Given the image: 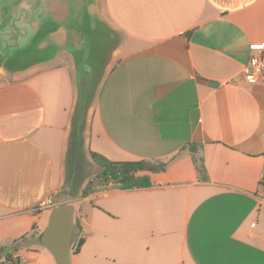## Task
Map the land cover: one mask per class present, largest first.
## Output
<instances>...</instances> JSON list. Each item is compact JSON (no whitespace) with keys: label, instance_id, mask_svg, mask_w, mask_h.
Returning a JSON list of instances; mask_svg holds the SVG:
<instances>
[{"label":"crops","instance_id":"0c3cea01","mask_svg":"<svg viewBox=\"0 0 264 264\" xmlns=\"http://www.w3.org/2000/svg\"><path fill=\"white\" fill-rule=\"evenodd\" d=\"M89 6L117 44L78 111L69 53L14 74L0 69V248L12 253L0 264H55L39 244L50 211L36 208L58 198L83 119L88 155L166 167L149 174V188L80 201L83 244L71 264H264V79L242 76L249 45L264 42V0ZM190 143L206 180L183 150Z\"/></svg>","mask_w":264,"mask_h":264},{"label":"water","instance_id":"95a60500","mask_svg":"<svg viewBox=\"0 0 264 264\" xmlns=\"http://www.w3.org/2000/svg\"><path fill=\"white\" fill-rule=\"evenodd\" d=\"M90 0H0L13 12V25L20 40L33 45L32 63L24 67L3 69L14 74L49 62L61 52L71 55L76 77L86 68L87 103L95 95L103 72L116 46V40L101 19L91 13ZM36 47V48H35ZM44 50L42 54L40 51ZM216 87V83H208ZM77 111L82 99L78 89ZM112 168L109 167L108 171ZM74 208L71 205L51 210L47 226L39 236L40 246L53 257L55 264H71L74 233Z\"/></svg>","mask_w":264,"mask_h":264},{"label":"trees","instance_id":"16d2710c","mask_svg":"<svg viewBox=\"0 0 264 264\" xmlns=\"http://www.w3.org/2000/svg\"><path fill=\"white\" fill-rule=\"evenodd\" d=\"M84 105L85 103H82L81 111L85 109ZM80 117L83 118L82 115L78 114L76 121H78ZM77 129L78 128L76 126V128L72 132L71 137V146H73L74 148L76 147L75 140L77 136ZM198 149L199 146L193 143L186 144L183 147V150H187L189 155L191 156L197 172L200 175V179L206 180L207 178L205 175L202 158L197 156ZM89 156L95 165L102 168V172L96 175L87 183L86 187L82 191L83 197H87L95 192L107 189L135 190L149 188L151 187L149 174L163 172L166 167L165 163L150 162L145 160L136 162L112 163L106 160L104 157L93 152H89ZM109 167L112 168L111 171H108ZM24 240L25 238H22L19 241L15 242V244ZM82 244L83 239L81 237H79L77 242H72L71 252L73 255H77L79 253ZM1 258H4L5 262L12 261V259L9 257V254L7 253V249L5 248H0V259Z\"/></svg>","mask_w":264,"mask_h":264},{"label":"rangeland","instance_id":"374dc122","mask_svg":"<svg viewBox=\"0 0 264 264\" xmlns=\"http://www.w3.org/2000/svg\"><path fill=\"white\" fill-rule=\"evenodd\" d=\"M11 38L14 37V33L10 35ZM116 40V39H115ZM23 44H27V41L21 40ZM117 44V40H116ZM86 68L81 70V74L79 76V79H77V85L78 89H80L81 93L85 94L88 89V80H87V74L85 73ZM84 120V119H83ZM81 121V123L78 122L77 126V136H76V147H75V157L73 158V161H71L63 182L59 184L57 187V199H55V207H61L64 205H71L74 208V233H73V241L77 242L79 239V235L77 233V228L79 224V204L80 201H82V191L86 187L87 183L92 180L96 175L100 174L102 172V168L95 165L91 158L89 157L87 150L85 148V142L83 139L82 130L84 129L85 121ZM73 162V163H72ZM83 209L84 206H81ZM36 212H41L39 210H36ZM51 212V211H50ZM49 212V213H50ZM20 243V242H19ZM16 243L13 246V251L16 250L18 247H21V243ZM36 244H38V241L36 240ZM33 243H31L28 246H32ZM29 247V248H30ZM12 251V252H13ZM72 253V252H71ZM9 257L12 259V253L9 254Z\"/></svg>","mask_w":264,"mask_h":264},{"label":"flooded vegetation","instance_id":"af4514ba","mask_svg":"<svg viewBox=\"0 0 264 264\" xmlns=\"http://www.w3.org/2000/svg\"><path fill=\"white\" fill-rule=\"evenodd\" d=\"M14 12L8 6H0V69L6 67H24L30 63L31 51L33 45L31 42L28 44L21 43L22 41L17 37L15 27L13 25ZM14 33V37L10 35ZM36 48V47H35ZM45 52L40 51V54Z\"/></svg>","mask_w":264,"mask_h":264},{"label":"built area","instance_id":"2783aa9c","mask_svg":"<svg viewBox=\"0 0 264 264\" xmlns=\"http://www.w3.org/2000/svg\"><path fill=\"white\" fill-rule=\"evenodd\" d=\"M251 55L242 69L243 78L249 83H256L264 79V42L251 43L248 47ZM261 185L264 186V177L261 178ZM55 208L52 198L41 201L36 210L51 211Z\"/></svg>","mask_w":264,"mask_h":264}]
</instances>
